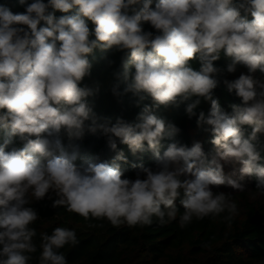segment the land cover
<instances>
[{"label": "clouds", "instance_id": "obj_1", "mask_svg": "<svg viewBox=\"0 0 264 264\" xmlns=\"http://www.w3.org/2000/svg\"><path fill=\"white\" fill-rule=\"evenodd\" d=\"M152 5L153 0H34L24 13L14 14L0 4V129L7 133L0 144V264L33 259L37 233L31 225L39 218L29 206L34 201L51 200L53 208L65 207L86 221L144 227L154 217L160 225L176 219L179 200L181 228L193 218L225 212L230 223L238 206L213 187L243 191L245 186L225 174L221 161L238 162L240 178L255 177L264 193V166L253 143L264 132V80L255 76L264 75V0H156ZM55 11L63 15L57 18ZM41 21L46 26L38 28ZM145 23L154 31H145ZM95 49L129 53L122 71L114 73L111 91L116 97L132 93L137 106L151 98L153 104L143 106L135 123L122 118L100 123L89 106L88 97L99 87L81 84L91 74L89 56ZM222 53L230 61L226 69L214 65ZM194 59L201 63L199 71L190 66ZM237 65L248 73L223 83L242 106L233 104L228 113L214 89L218 77L234 73ZM202 100L211 108L207 116L199 112L197 124L210 129L216 155L209 159L199 142L191 147L172 142L161 154V141L180 130L153 108L190 101L191 118ZM89 121L87 130L102 132L112 150L117 139L133 153L143 152L146 142L155 167L141 165L134 179L126 178L117 162L125 160L123 153L111 163L77 166L78 149L69 151L62 135L81 139ZM245 125L252 128L247 138ZM14 137L23 147L6 150ZM77 243L73 229L41 233L38 264H68L60 249Z\"/></svg>", "mask_w": 264, "mask_h": 264}, {"label": "trees", "instance_id": "obj_2", "mask_svg": "<svg viewBox=\"0 0 264 264\" xmlns=\"http://www.w3.org/2000/svg\"><path fill=\"white\" fill-rule=\"evenodd\" d=\"M34 0H25L21 4L19 0H0V4L9 8L14 14L24 13L26 5ZM47 3V0H44ZM156 0H153V7ZM239 0H233L238 3ZM53 13V9H48ZM54 15L59 18L63 13L55 11ZM243 15V13H242ZM247 19L251 20L250 14ZM46 26L41 21L39 27ZM89 27L93 25L89 22ZM145 31H154L147 23L143 25ZM95 38L94 36L92 37ZM129 53L115 49L102 51L95 49L89 56L92 62L91 74L84 78L81 86H88L99 91L88 97V104L100 123H115L118 118L129 123H135L138 113L144 105H152L150 97L145 98L137 106L138 97L132 93L124 94L121 97L113 95L111 88L116 83L114 73L122 71V59H126ZM112 61L113 63H109ZM230 61L224 57L223 53L214 65L221 69H226ZM190 66L199 71L201 63L199 59L190 61ZM134 72V69H132ZM248 70L243 65H237L234 73L226 71L218 77L219 84L214 89V98L218 100L221 108L231 113V105L242 106V101L234 92H229L223 83L224 79L229 81L237 79L241 74H247ZM257 79L264 80V75L258 71L255 73ZM125 84L120 82V90L123 91ZM187 102L178 106H161L153 108L154 114L165 120L167 124L175 125L180 131L174 137H165L161 141V154L166 150L169 143L177 142L191 147L201 140L203 150L207 157L211 159V153L218 151L211 143L212 134L208 126H199L197 119L199 112L205 115L210 111V102L203 101L196 109L197 115L189 117L186 113ZM86 122L85 134L79 140L70 141L66 135H62L64 146L73 150L77 147L78 155L75 163L77 166H86L89 161L113 162L115 158L123 153L125 160L117 161L126 178L134 179L141 165L145 167H155L153 153L147 149L143 152L133 153L129 147L116 140L117 148H109L108 138L97 131L91 133L87 130ZM245 138L250 135L251 126H242ZM7 139L6 130L0 129V144ZM253 143L260 153L259 163L264 166V132L259 133ZM24 141L19 137H14L13 142L6 150L23 147ZM247 189L243 191L230 190V188H213L214 192H224L230 194L238 206V213L231 220L225 221L227 212L220 216H208L202 220L193 218L192 222L184 228L180 227V216L184 209L179 200L176 201L178 208L177 217L170 222L160 225L156 218L150 226L129 227L122 224L119 227L112 226L107 220H84L79 215L67 211L65 207H52V201L44 199L34 201L29 206L38 213V219L31 227L36 230L34 243L37 251L32 254L33 259L29 264H38L40 255L41 233L51 234L55 227H65L76 232L78 243L76 245L67 244L60 249L64 254L68 264H264V193L256 188L255 177H248ZM255 196V200H252ZM92 225V226H90Z\"/></svg>", "mask_w": 264, "mask_h": 264}, {"label": "rangeland", "instance_id": "obj_3", "mask_svg": "<svg viewBox=\"0 0 264 264\" xmlns=\"http://www.w3.org/2000/svg\"><path fill=\"white\" fill-rule=\"evenodd\" d=\"M199 143H203L201 140L198 141ZM217 153V151H214L213 153H211V158L213 156H215ZM221 163L223 164V168H224V172L226 175L232 176L234 179L239 180L240 183H242L245 187L244 189H247L248 186V178L245 176L242 179L240 178V174H239V169L241 167V165L238 162L235 161H221ZM213 188H230V190H234L231 187L228 186H220V187H213ZM252 200H255V196H252Z\"/></svg>", "mask_w": 264, "mask_h": 264}]
</instances>
